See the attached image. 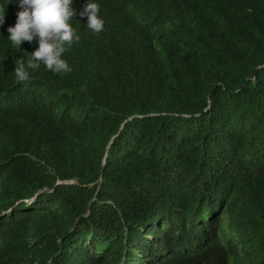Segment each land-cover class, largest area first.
<instances>
[{
  "label": "trees",
  "instance_id": "obj_1",
  "mask_svg": "<svg viewBox=\"0 0 264 264\" xmlns=\"http://www.w3.org/2000/svg\"><path fill=\"white\" fill-rule=\"evenodd\" d=\"M18 83L0 0V264H264V0H90Z\"/></svg>",
  "mask_w": 264,
  "mask_h": 264
},
{
  "label": "clouds",
  "instance_id": "obj_2",
  "mask_svg": "<svg viewBox=\"0 0 264 264\" xmlns=\"http://www.w3.org/2000/svg\"><path fill=\"white\" fill-rule=\"evenodd\" d=\"M73 0H19V11L14 26L7 29L8 39L14 48L20 49L24 42L32 43L38 38V48L28 55L27 60L15 61L14 75L18 83L30 79L29 70H37L43 65L54 74L72 71L62 58L80 37L70 21L77 12L72 7ZM98 3L87 0L79 15L87 18L86 28L94 35L104 30V20L99 16ZM5 11L0 15V26L4 24Z\"/></svg>",
  "mask_w": 264,
  "mask_h": 264
}]
</instances>
